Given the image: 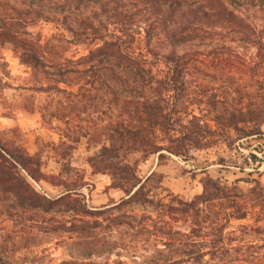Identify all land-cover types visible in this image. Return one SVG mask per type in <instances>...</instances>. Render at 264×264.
I'll list each match as a JSON object with an SVG mask.
<instances>
[{
  "label": "trees",
  "instance_id": "1",
  "mask_svg": "<svg viewBox=\"0 0 264 264\" xmlns=\"http://www.w3.org/2000/svg\"><path fill=\"white\" fill-rule=\"evenodd\" d=\"M247 7L264 12V0H0V113L36 110L61 156L82 139L99 144L87 165L123 193L90 206L85 182L44 174L39 152L0 130V264H264L258 179L204 173L187 199L153 196L155 174L137 171L150 156L264 141V27ZM41 23L48 36L34 31ZM4 49L24 83L9 81ZM40 180L63 191L47 196ZM50 241L70 258L50 262Z\"/></svg>",
  "mask_w": 264,
  "mask_h": 264
},
{
  "label": "rangeland",
  "instance_id": "2",
  "mask_svg": "<svg viewBox=\"0 0 264 264\" xmlns=\"http://www.w3.org/2000/svg\"><path fill=\"white\" fill-rule=\"evenodd\" d=\"M253 10V11H252ZM254 9L247 7L245 14L253 15L261 26L264 27V12L253 13ZM42 36H48L53 31L51 24L41 23L34 28ZM187 49V47L182 48ZM242 51V49H238ZM2 55L7 64L9 75L14 85L22 84L27 78V70L20 65L13 53L2 50ZM42 98L43 96L40 95ZM15 129L8 132L7 137L15 144L22 145L28 154L39 152L41 166L44 174L59 173L62 179L68 182L82 180L87 185L80 188L79 192L84 195L86 203L92 207H104L110 202L118 201L123 193L120 190L110 188V177L108 174L92 173L87 165L86 158L99 146L85 139L74 145L69 155L61 156L51 150V143L57 144L58 135L50 129V125L42 122L40 114L34 110L26 112L15 111L13 114L0 113V130ZM264 130V125L262 127ZM239 144V145H238ZM264 141L258 137L242 139L235 146L229 148L219 144L208 151V153H195L193 159L181 160L173 156L157 161L155 156L146 160H140L137 171L141 177L153 172L155 176L148 182L147 187L153 196H163L167 192L183 196L187 199L201 192L200 180L204 173L221 181L231 182L237 179L256 178L264 188ZM249 154L256 156L257 161L251 160ZM136 155L130 156L132 161ZM222 159V161H219ZM243 166V169H239ZM32 185L47 196H56L63 191L61 186H52L44 180L31 181ZM243 222V221H240ZM44 246L50 262L58 263L69 259L70 252L67 246L54 244L53 241L46 242ZM138 252H144L143 247L132 248ZM115 258V257H114ZM131 259H125L126 264H132ZM144 259L137 258L138 263ZM48 261V260H47ZM44 264V263H43Z\"/></svg>",
  "mask_w": 264,
  "mask_h": 264
}]
</instances>
